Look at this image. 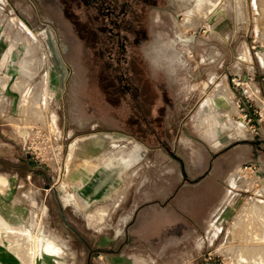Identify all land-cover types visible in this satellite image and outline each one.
I'll list each match as a JSON object with an SVG mask.
<instances>
[{
	"label": "rangeland",
	"instance_id": "rangeland-1",
	"mask_svg": "<svg viewBox=\"0 0 264 264\" xmlns=\"http://www.w3.org/2000/svg\"><path fill=\"white\" fill-rule=\"evenodd\" d=\"M197 1L0 0V101L6 95L13 102L6 123L18 158L12 172L0 164V177L30 175L60 197L59 219L54 215L43 242L28 229L29 240L17 236L32 255H47L41 247L52 235L51 255L87 264L97 249L81 238L114 233L115 213L145 180L169 187L155 200L169 203L183 177L199 174L193 170L202 154L220 153L237 163L205 223L209 233L222 223L223 236L212 246L163 253L124 249L134 253L124 264H235L238 251L245 264H258L249 252L258 247L264 257L261 210L250 211L253 198L264 203V0H203L202 11ZM156 36L171 57L168 75L152 72L141 55ZM208 101L204 110L216 115L199 123ZM133 150L140 157L119 165L115 185L86 205L81 190L91 176L79 172L105 171L109 159H129ZM28 160L36 173H28Z\"/></svg>",
	"mask_w": 264,
	"mask_h": 264
},
{
	"label": "crops",
	"instance_id": "crops-1",
	"mask_svg": "<svg viewBox=\"0 0 264 264\" xmlns=\"http://www.w3.org/2000/svg\"><path fill=\"white\" fill-rule=\"evenodd\" d=\"M4 61L5 55L0 60V69ZM13 113V102L4 95L0 101V119H3L0 130V164L8 166L10 172L16 166L12 161H18V158L13 157L12 143L7 134L11 131H7L9 124L6 120ZM236 159L231 154L219 153L210 158L209 154H202L193 170L199 174L183 177L177 193L169 203L155 202L157 194L161 193L159 195L162 196L158 197H164L169 187H158L154 180H145L131 197L126 209L120 214L115 213L111 221V224H115L114 233L109 236L100 234L94 242L81 238L88 248L97 249L98 255H89L87 264H124V259L134 254H125L124 249L138 253L145 250L163 253L181 244L185 247L205 243L212 246L225 230L220 223L218 229L209 233L211 227H207L205 221L223 190V184L229 181L228 172L237 163ZM29 161L28 173H36V165ZM4 174L8 189L0 191V264H79L75 255L61 258L59 255L34 252L32 255V251L25 247L24 240L17 237L23 235L25 229L32 235L35 233L42 242L45 230L54 231V215L59 219L61 210L59 193L55 190H40L37 184L33 185L30 175L18 178L17 174H8L6 171ZM25 185L29 189H22ZM103 194H90L84 198L85 204H92L94 199H100ZM47 198L54 202L49 203ZM51 240L54 242L53 238Z\"/></svg>",
	"mask_w": 264,
	"mask_h": 264
},
{
	"label": "bare ground",
	"instance_id": "bare-ground-1",
	"mask_svg": "<svg viewBox=\"0 0 264 264\" xmlns=\"http://www.w3.org/2000/svg\"><path fill=\"white\" fill-rule=\"evenodd\" d=\"M208 1H210V0H208ZM212 1V0H211ZM215 1H217V0H215ZM212 2H214V1H212ZM204 1L203 0H198L197 1V5H198V7H199V10L200 11H202V10H205V6H204ZM206 4V3H205ZM215 4H216V2H215ZM208 6V5H207ZM207 9V8H206ZM259 55V57H260V61H261V59L263 58V54L261 53V54H258ZM262 62H263V60H262ZM45 99V98H44ZM36 100V99H35ZM43 103V102H42ZM209 105V101L208 102H206L204 105H203V109H202V113L200 114V117H199V123H204V122H206V121H209L210 120V118H212L213 116H214V114L216 115V113H213L212 111H206V110H204V109H207L206 108V106H208ZM210 106V105H209ZM205 107V108H204ZM211 107V106H210ZM209 108V107H208ZM215 110L216 109H214V112H215ZM225 114V113H224ZM216 117V116H215ZM220 144V143H219ZM81 145V144H80ZM113 145V144H112ZM86 146V145H85ZM88 146V145H87ZM86 146V147H87ZM110 146H111V144H110ZM78 149H79V147H77ZM89 149V148H88ZM89 151V150H88ZM101 151V150H100ZM98 152V151H97ZM102 152V151H101ZM100 152V153H101ZM134 152V153H133ZM133 157H131V158H129V159H126V158H124V157H120V161H118V159L117 158H113V159H109V161L106 163V167H105V171H102V172H99V171H95V172H93V174H92V176L89 178V181H87L86 182V184L82 187V190H81V194H82V196L84 197V198H88L89 196H90V194H93L94 196H100L101 194H103V193H105L106 191H108L109 189H111L114 185H115V178L113 177L114 176V174H115V172H116V170H117V168H118V166L119 165H122L123 167H127L128 165H130V164H132L136 159H137V157H140V155L138 156V153L136 152V150H133ZM99 153V154H100ZM103 153V152H102ZM101 153V154H102ZM95 154H97V153H95ZM95 156H97V155H95ZM98 158V157H97ZM93 160V159H92ZM94 161V160H93ZM96 161H97V159H96ZM97 164V163H96ZM93 165V164H92ZM73 166V165H72ZM94 166V165H93ZM96 166V165H95ZM81 167V166H80ZM79 167V168H80ZM83 167V166H82ZM90 169V168H89ZM91 170H94V168L93 169H90V170H88V171H80L79 172V174H80V176L82 177V176H84V175H88V177L90 176V174H91ZM240 177H241V175H240ZM233 179H236V177H234ZM236 180H239V179H236ZM235 180V181H236ZM240 180H241V178H240ZM239 180V182H241ZM5 182V180L4 179H2L1 177H0V183H4ZM232 182H234V181H232ZM237 183H238V181H237ZM236 183V184H237ZM236 184H234V185H236ZM242 184V183H241ZM5 185H6V183L3 185V187H5ZM238 185V184H237ZM251 207H250V211H255L256 212V210L258 209V212H259V210H261V214L264 212V203L262 202V201H259V199H257V198H253L252 200H251ZM248 209H249V207H248ZM245 209H242V211L241 212H246V210L244 211ZM249 211V210H248ZM247 211V213H249ZM245 214V213H244ZM253 214V213H252ZM260 214V216H261V218L263 219V220H261V221H263L264 222V218H263V214L261 215ZM247 215V214H246ZM239 216V214L237 215V217ZM259 217V216H258ZM240 218V217H239ZM250 218V217H249ZM253 218V217H252ZM255 218V217H254ZM237 219V221H238V218H236ZM240 220V219H239ZM236 221V222H237ZM256 221H257V219H256ZM239 222V221H238ZM237 222V223H238ZM251 222V221H250ZM236 223V224H237ZM235 223L231 226V228H230V232L232 233V232H234L233 230H234V227H235V225H236ZM240 224V223H239ZM257 224V223H256ZM212 225H213V223H212ZM214 226H216V224L214 225ZM259 226V225H258ZM236 227H238V226H236ZM235 227V228H236ZM218 228V227H217ZM264 228V227H263ZM249 229V228H248ZM252 229V228H251ZM29 231L28 230H24L23 232H22V234L23 235H20V237L21 236H23L24 238H25V240H29L30 239V237L27 235V233H28ZM263 232H264V229H263ZM18 233V232H17ZM19 234H21V233H19ZM16 236H17V234H16ZM18 237H19V235H18ZM233 237H234V235H233ZM231 237H230V235L228 234L227 235V237H226V241H228L229 239H230ZM243 238V237H242ZM254 239V238H253ZM261 239V238H260ZM245 242V241H244ZM26 243L28 244V242L26 241ZM27 244H25V246H27ZM30 244V243H29ZM54 242L51 240V239H47V238H45L44 239V246L43 247H41L42 248V252H44V253H46L47 255H51V254H53V253H55L56 252V247H53L54 246ZM264 244V243H263ZM261 247H263V246H261ZM28 248V247H27ZM235 248H237V247H235ZM253 248H254V245H253ZM239 249H241V247L239 246ZM261 248L260 247H258V248H255V249H249L250 251V254H251V258H250V260L252 261V260H254V262L256 261L258 264H264V257H263V251H261L260 250ZM255 250H257V252H255ZM233 251V250H232ZM236 251V250H235ZM238 251V250H237ZM246 251H247V249H246ZM256 253H254V252ZM29 252V251H28ZM244 252V251H243ZM248 252V253H249ZM253 252V253H252ZM231 253V252H230ZM233 254H236V253H233ZM253 254H254V256H253ZM225 255H227L226 253H225ZM29 256V255H28ZM234 256V255H233ZM237 256H238V260H236V261H238V263H235V264H245V263H247V258H246V255H244V253H241V251H238L237 252ZM236 256V257H237ZM235 257V256H234ZM230 259V258H229ZM236 259V258H235ZM235 259H234V261H235ZM235 261V262H236ZM233 262V261H232ZM231 262V263H232ZM249 262V261H248ZM234 263V262H233ZM252 264V263H251Z\"/></svg>",
	"mask_w": 264,
	"mask_h": 264
},
{
	"label": "clouds",
	"instance_id": "clouds-1",
	"mask_svg": "<svg viewBox=\"0 0 264 264\" xmlns=\"http://www.w3.org/2000/svg\"><path fill=\"white\" fill-rule=\"evenodd\" d=\"M163 37L156 36L145 43L141 49V55L152 72L164 75L170 73L171 57L163 47Z\"/></svg>",
	"mask_w": 264,
	"mask_h": 264
},
{
	"label": "flooded vegetation",
	"instance_id": "flooded-vegetation-1",
	"mask_svg": "<svg viewBox=\"0 0 264 264\" xmlns=\"http://www.w3.org/2000/svg\"><path fill=\"white\" fill-rule=\"evenodd\" d=\"M136 152L138 153V151L136 150Z\"/></svg>",
	"mask_w": 264,
	"mask_h": 264
}]
</instances>
